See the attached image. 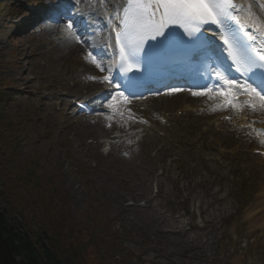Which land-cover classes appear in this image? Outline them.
Instances as JSON below:
<instances>
[{
    "label": "rangeland",
    "instance_id": "rangeland-1",
    "mask_svg": "<svg viewBox=\"0 0 264 264\" xmlns=\"http://www.w3.org/2000/svg\"><path fill=\"white\" fill-rule=\"evenodd\" d=\"M44 2L0 0L2 203L64 240L71 219L101 233L104 251L91 248L84 264H264V156L254 152L264 142L231 130L245 116L264 131L261 104L240 105L236 89L234 98L215 89L149 101L172 87L75 117L70 101L96 88L85 90L50 50L33 13Z\"/></svg>",
    "mask_w": 264,
    "mask_h": 264
},
{
    "label": "snow or ice",
    "instance_id": "snow-or-ice-1",
    "mask_svg": "<svg viewBox=\"0 0 264 264\" xmlns=\"http://www.w3.org/2000/svg\"><path fill=\"white\" fill-rule=\"evenodd\" d=\"M78 3L79 0H76ZM127 7L123 9L124 15L120 19L121 30L116 32L115 43L119 45L120 70L123 72H131V75L122 77L123 86L133 96L136 89L143 87L153 75L154 72L168 67L171 61L177 56L187 59L199 61L203 55L214 50L212 42L202 40L200 35L188 32L185 37L183 32L177 31V26L184 24H211L216 25L217 30L224 29L231 33V41L224 36L220 37L223 45L227 46L229 56L233 63H229L227 67L222 64L218 68H222L224 73L233 71L240 72L244 68L241 75L245 76L243 85L238 83L236 79H226L220 71L215 72L217 82L223 81V85L217 90L218 95L228 97L231 90L235 88L237 91H243L250 98H259L261 107H264V49L256 50L245 40L239 37V33L231 30L230 21L232 17L229 12L234 8V4H229L227 0H126ZM135 9V11H131ZM116 11H119L117 9ZM61 17L71 16V9L65 5L58 13ZM67 29L69 32H77L74 29V22L68 19ZM258 31H264V28L258 27ZM247 36V33H245ZM77 42L87 43V39L81 40L80 36H76ZM247 39L253 40L254 37L247 36ZM92 57V62L101 71L111 72V67L102 65L106 51L103 46L91 47L88 53ZM99 56L101 62H97ZM130 61L137 64L148 66L147 74H137L133 71V65ZM128 65L125 67V65ZM212 75V71H209ZM94 78V77H93ZM104 80L112 82L114 77L104 76ZM250 81V83H249ZM227 86V91L224 90ZM199 87L205 88L204 91L194 92L193 95H208L212 89L206 85ZM122 95V94H121ZM226 105H236L232 99H226ZM249 104L253 110L256 105L251 103V99L244 101Z\"/></svg>",
    "mask_w": 264,
    "mask_h": 264
},
{
    "label": "bare ground",
    "instance_id": "bare-ground-1",
    "mask_svg": "<svg viewBox=\"0 0 264 264\" xmlns=\"http://www.w3.org/2000/svg\"><path fill=\"white\" fill-rule=\"evenodd\" d=\"M91 6L85 7L83 13V23L88 20L90 29H97L104 26V38L100 46H103L106 55L102 61V65H108L111 67V72L105 70L101 71L96 67V64L92 62V57L88 55L91 47H97L98 33L91 38H85L80 24H76L74 29H78V33L73 31L69 32L67 29V22L70 18L65 16V22L59 23L58 19L54 17V14H50L48 19H51V23L47 24L40 20L38 26H41V29L44 27L46 30V39L48 40L47 44L51 45V51L62 61L70 70L71 75L75 78L78 83H85V90L89 88L101 89L103 91L96 94L86 96L84 98L72 100L75 105V110L78 109L77 104L85 103L87 106L92 107L93 109H99L102 107V104L109 102L111 106H120L121 99L126 95L123 92V87L119 83L117 61L118 54L115 43V33L120 28V19L123 13V9L127 6L126 0H90ZM238 16L240 17L245 29L251 36L257 39V47L261 50L264 49V31H258L257 28H264V0H238ZM49 5L64 7L65 4L58 5L54 2H48ZM119 9V11H116ZM44 15V14H43ZM45 19V18H44ZM46 24V25H45ZM88 29V30H90ZM79 35L81 40L87 39V43L77 42L76 36ZM211 37L215 38L216 43L219 45L220 39L215 33L211 34ZM99 47V46H98ZM216 50H220L217 46ZM106 58V59H105ZM97 62H101L99 56H97ZM77 65H80L76 69ZM91 70V71H90ZM235 75L234 69L231 73L227 74V78H233ZM104 76H109L110 78L114 77L115 83L112 85V88L107 86L110 84L109 81L103 79ZM94 77V78H93ZM24 77H20L19 81L23 82ZM223 85V81L220 82V87ZM84 87V88H85ZM224 90L227 91V86L224 85ZM96 89H94L96 91ZM76 92H80L77 90ZM194 92L184 91L179 93L177 90L169 92L166 98L160 96H151L149 101L158 103L164 99L170 100L172 96L177 99H180L182 103L187 102L193 95ZM122 94V95H121ZM212 94L210 92L208 95ZM208 95H204L205 99L208 98ZM214 95H218L214 94ZM197 97H200L197 96ZM113 101L115 103H113ZM252 101H255L257 104L261 103L259 98H253ZM264 111V107H261ZM223 116L225 114H222ZM219 121V119H218ZM248 122V121H247ZM238 125H233L231 127L232 131H238ZM262 142V138L260 137ZM264 196V190L262 191V197Z\"/></svg>",
    "mask_w": 264,
    "mask_h": 264
},
{
    "label": "trees",
    "instance_id": "trees-1",
    "mask_svg": "<svg viewBox=\"0 0 264 264\" xmlns=\"http://www.w3.org/2000/svg\"><path fill=\"white\" fill-rule=\"evenodd\" d=\"M0 135L5 133L0 131ZM2 141L7 142L6 139ZM2 202L0 196V264H84L88 250L103 252L101 249L107 245L101 233L95 237L87 226L76 227L75 219L67 223L71 235L66 240L62 232L48 235L50 228L45 224L43 231H36Z\"/></svg>",
    "mask_w": 264,
    "mask_h": 264
}]
</instances>
